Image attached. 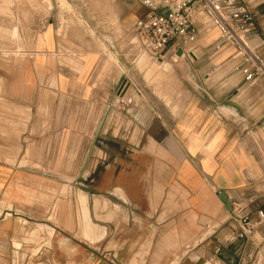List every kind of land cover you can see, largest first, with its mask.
<instances>
[{
    "label": "crops",
    "instance_id": "obj_1",
    "mask_svg": "<svg viewBox=\"0 0 264 264\" xmlns=\"http://www.w3.org/2000/svg\"><path fill=\"white\" fill-rule=\"evenodd\" d=\"M240 2L264 58V0ZM67 8L30 9L29 39L0 52V264L248 263L264 226L263 81H245L217 28L163 61L139 48L136 0Z\"/></svg>",
    "mask_w": 264,
    "mask_h": 264
},
{
    "label": "built area",
    "instance_id": "obj_2",
    "mask_svg": "<svg viewBox=\"0 0 264 264\" xmlns=\"http://www.w3.org/2000/svg\"><path fill=\"white\" fill-rule=\"evenodd\" d=\"M146 14L135 24L139 48L156 59H163L169 47L184 53L186 45L195 41L200 27L220 31L219 43L234 50L241 59L240 72L248 84L264 83V58L258 52L262 39L257 20L240 0H136ZM194 56L193 53H191ZM244 207L233 210L241 227L239 237L249 239L256 223L242 215ZM258 215L264 220V210Z\"/></svg>",
    "mask_w": 264,
    "mask_h": 264
},
{
    "label": "rangeland",
    "instance_id": "obj_3",
    "mask_svg": "<svg viewBox=\"0 0 264 264\" xmlns=\"http://www.w3.org/2000/svg\"><path fill=\"white\" fill-rule=\"evenodd\" d=\"M3 7H6L8 11H4ZM28 7V12H26V8ZM37 7L47 8V7H61L62 9H69L67 7H110V0H0V15H2L6 19V28L4 26L0 27V52L4 49H12L15 47H19L24 40V38L29 39V37H23V33L26 31L25 27L26 23H29L30 19V9L35 10ZM23 10V11H22ZM5 23L3 20L0 21L2 25ZM17 26V27H13ZM13 28V29H12ZM12 30V31H11ZM30 40H28L29 42ZM29 45V44H28ZM7 47V48H5ZM141 51V50H140ZM226 51V52H225ZM225 53H229V51L225 50ZM142 52V51H141ZM167 53V51H166ZM166 53H164L163 61L165 60ZM1 54V53H0ZM149 56L147 54L141 58V62H143V58L147 59ZM150 57H154L150 55ZM167 61V60H165ZM156 68L159 67L157 61L154 65ZM127 97V96H126ZM28 156L32 158L34 152L31 150L29 146ZM111 162L112 161L111 159ZM112 164V163H111ZM114 168V164L111 165ZM115 171L111 170L109 172L101 171L98 169L96 172L92 174L93 180H98V182L102 180H114ZM78 176V175H77ZM83 174L81 173V184ZM84 187H77L75 190V195L83 196ZM92 192H101V194H108L110 189H103L97 187H91ZM64 191L66 189L64 188ZM67 194V193H65ZM72 193V190L70 192ZM257 226V224H256ZM87 227V226H86ZM85 228V227H84ZM84 228L82 229L84 233ZM256 230V229H255ZM254 241L259 245V247L255 250L253 247L252 251L248 252L247 262L246 264H264V226L262 227V233L260 230H257L254 234Z\"/></svg>",
    "mask_w": 264,
    "mask_h": 264
},
{
    "label": "water",
    "instance_id": "obj_4",
    "mask_svg": "<svg viewBox=\"0 0 264 264\" xmlns=\"http://www.w3.org/2000/svg\"><path fill=\"white\" fill-rule=\"evenodd\" d=\"M220 198L223 200L224 204L226 205V208L231 211L232 210V205L229 202L227 196L224 193H220Z\"/></svg>",
    "mask_w": 264,
    "mask_h": 264
}]
</instances>
